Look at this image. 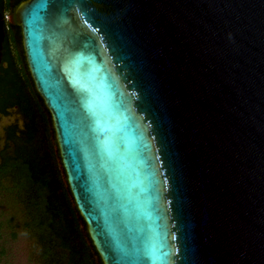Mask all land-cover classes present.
Returning a JSON list of instances; mask_svg holds the SVG:
<instances>
[{
    "label": "water",
    "instance_id": "95a60500",
    "mask_svg": "<svg viewBox=\"0 0 264 264\" xmlns=\"http://www.w3.org/2000/svg\"><path fill=\"white\" fill-rule=\"evenodd\" d=\"M8 22L101 264H264V0H23ZM3 39L0 11V62Z\"/></svg>",
    "mask_w": 264,
    "mask_h": 264
},
{
    "label": "trees",
    "instance_id": "16d2710c",
    "mask_svg": "<svg viewBox=\"0 0 264 264\" xmlns=\"http://www.w3.org/2000/svg\"><path fill=\"white\" fill-rule=\"evenodd\" d=\"M21 1L0 0L2 15L10 14ZM11 105L22 113L23 128L19 135L8 133V143L0 151V203L14 210L9 218H0V256L5 253L4 228L12 227L17 218L38 264H101L64 181L50 114L28 72L20 28L7 21L1 48L0 109ZM10 234L16 236L13 230Z\"/></svg>",
    "mask_w": 264,
    "mask_h": 264
},
{
    "label": "rangeland",
    "instance_id": "374dc122",
    "mask_svg": "<svg viewBox=\"0 0 264 264\" xmlns=\"http://www.w3.org/2000/svg\"><path fill=\"white\" fill-rule=\"evenodd\" d=\"M4 23L6 24L7 21H4ZM58 162L60 164L59 157ZM13 212V208H10L8 204H5L4 202L0 203V218L2 220L9 218L13 215ZM19 222L20 220L16 218L11 221L10 225H12V227L8 226L7 228H4L5 233L3 235L4 240L2 242L4 243L3 246L5 253L0 256V264H38L32 258L33 252L31 248V241L29 240L28 235L18 225ZM11 230L16 233L15 237L11 236Z\"/></svg>",
    "mask_w": 264,
    "mask_h": 264
},
{
    "label": "flooded vegetation",
    "instance_id": "af4514ba",
    "mask_svg": "<svg viewBox=\"0 0 264 264\" xmlns=\"http://www.w3.org/2000/svg\"><path fill=\"white\" fill-rule=\"evenodd\" d=\"M22 113L16 105L5 106L4 110L0 109V146L2 148L8 143V133L14 131L16 135L20 134V129L23 128Z\"/></svg>",
    "mask_w": 264,
    "mask_h": 264
},
{
    "label": "built area",
    "instance_id": "2783aa9c",
    "mask_svg": "<svg viewBox=\"0 0 264 264\" xmlns=\"http://www.w3.org/2000/svg\"><path fill=\"white\" fill-rule=\"evenodd\" d=\"M8 15H9L8 12H6V13L3 15V17H4V21H8Z\"/></svg>",
    "mask_w": 264,
    "mask_h": 264
}]
</instances>
